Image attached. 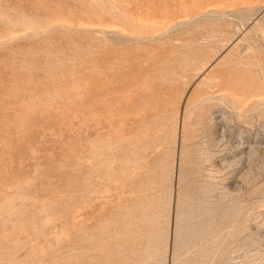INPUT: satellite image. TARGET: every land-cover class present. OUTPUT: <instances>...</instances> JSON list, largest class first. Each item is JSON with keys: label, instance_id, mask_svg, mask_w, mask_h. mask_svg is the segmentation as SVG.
Here are the masks:
<instances>
[{"label": "rangeland", "instance_id": "rangeland-1", "mask_svg": "<svg viewBox=\"0 0 264 264\" xmlns=\"http://www.w3.org/2000/svg\"><path fill=\"white\" fill-rule=\"evenodd\" d=\"M246 47L261 63L218 70L247 75L254 96L238 104L239 90L212 88L204 109L226 117L210 140L228 125L258 160L223 165L233 151L211 141L209 161L191 167L193 182L214 185L218 215L236 212L235 231L203 241L207 264H264V0H0V264H122L141 198L167 219L184 113L186 139L202 147L212 132L204 111L185 110L204 67ZM127 140L146 144L129 169ZM159 240L139 253L146 264H201L196 239L165 263Z\"/></svg>", "mask_w": 264, "mask_h": 264}, {"label": "bare ground", "instance_id": "bare-ground-1", "mask_svg": "<svg viewBox=\"0 0 264 264\" xmlns=\"http://www.w3.org/2000/svg\"><path fill=\"white\" fill-rule=\"evenodd\" d=\"M251 47H246L244 52H239L237 56L235 48L222 57L221 55H215L212 62L204 67L205 70L203 73L213 69L207 77H203V79H206V82L200 84V86H206V88H198V90L190 94L186 101L185 110H188L190 106L195 104V109L197 110L194 111L197 112L196 114H201L204 111V113L209 116V121L212 122V132L206 136L207 143L202 147L197 145L194 141H191L193 138L189 140L186 139L185 135L188 133V130L185 122L190 117L191 112L188 110L184 113L183 120L179 126L180 136H178L177 133L178 127L173 130L172 149L169 152V161L167 162L170 179L176 183L170 185V190L165 201H160V203L166 207L164 213H167V219H165V217L163 219L161 214L151 212L148 206L145 205L143 198H141L138 206H135L133 209V213H138V216L135 219L134 228H130L131 234L129 238L131 244L126 250V257L122 258V264H146L142 254L139 256V253L142 252V250L149 251L152 246L149 242L152 239L156 242L158 237L161 240H159L160 246H156V252L160 255V261L163 263H165L169 257H171L173 261L178 262L187 253L184 252L188 245L186 240L188 237H191L196 239V241L192 243L193 247H197V249L203 253L199 261H201V264H207L211 259V255L207 253L208 243L206 242L203 244V241L205 239L208 240V238L210 242L213 241L216 236L221 235L226 229L236 230L234 225L236 218L235 210L232 207H227L218 215L220 212L218 211L219 208L208 203L212 193L215 191L214 185L206 182L198 184L193 182V179H191L193 174L191 167L194 166L198 168L200 167L199 163H201V161H209L208 150L210 148V142L217 141L218 137H214L212 140H210V138L216 134L218 124H220L221 121L223 122L226 118L221 112H216L214 109L217 107L216 105H210V108L204 109V103H208L209 100H214L212 97H205L207 94L213 93V91H211L212 88L215 89L214 91L216 93L222 94L228 91L235 92L233 91L235 89L239 90L236 91L242 93V95L244 94V97H242V101L240 99L236 100L238 104L246 102L251 96H254L252 93L255 87L247 75L244 76V74L241 73L238 74L240 75L239 78L234 79L232 75L227 72L228 68L223 71L218 70L220 67H241L242 65L251 66L261 63L259 59H254L247 55L251 54ZM245 54L247 55L246 57H244ZM216 100L223 103L227 101L224 96L218 97ZM211 110H213V112ZM216 119H220L221 121L215 122ZM246 124H248V122H246ZM227 126L228 125H224V127L221 128L222 132L219 133H222V135L219 141L215 143L220 144L223 142L224 146L229 147V149L233 151L234 155L232 159L234 160L229 161L231 158H229L228 161L223 159L221 160L222 164L228 165L234 163L241 171V165L245 162L247 163L248 169H250L252 163L258 160L256 158V149L247 147L241 139L233 135L232 128ZM238 132L244 134V131L240 130ZM131 143L132 142L129 140L125 141L123 148L125 166L127 169L131 167L133 159H135V164L140 162L137 156L139 157L146 146L142 140L135 141L133 146H131ZM192 157L195 158L192 159ZM212 175L206 177L208 179L207 181L212 179ZM247 176V174H244L243 177ZM222 191L232 192L229 187H223ZM134 218L133 216V219ZM146 226L150 227V230H145L144 228H146ZM153 228L160 229L158 235L153 232ZM144 230L146 232H143ZM232 236L233 232L231 231L226 238L228 237L227 239H231ZM152 256L154 255H152L151 252V254L148 255L150 258L149 262L154 261ZM124 259L128 260L126 261ZM196 264L199 263L196 262Z\"/></svg>", "mask_w": 264, "mask_h": 264}]
</instances>
